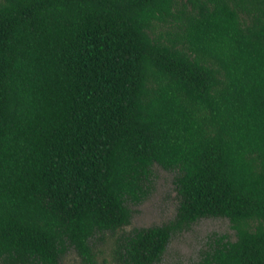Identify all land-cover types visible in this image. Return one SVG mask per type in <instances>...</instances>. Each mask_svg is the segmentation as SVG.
<instances>
[{"label": "trees", "instance_id": "1", "mask_svg": "<svg viewBox=\"0 0 264 264\" xmlns=\"http://www.w3.org/2000/svg\"><path fill=\"white\" fill-rule=\"evenodd\" d=\"M155 165L176 217L127 232ZM210 217L202 264H264V0H0V264H157Z\"/></svg>", "mask_w": 264, "mask_h": 264}, {"label": "rangeland", "instance_id": "2", "mask_svg": "<svg viewBox=\"0 0 264 264\" xmlns=\"http://www.w3.org/2000/svg\"><path fill=\"white\" fill-rule=\"evenodd\" d=\"M175 172L159 165L153 168V181L148 198L136 206L131 224L125 231L162 225L176 217L179 199L174 182ZM118 234H107L96 242V264H121L114 249ZM213 234L227 235L235 240V230L227 218H203L193 226L174 235L162 260L157 264H202L201 251L206 248ZM63 264H86L74 251L63 258Z\"/></svg>", "mask_w": 264, "mask_h": 264}]
</instances>
